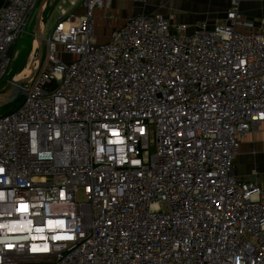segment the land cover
<instances>
[{
  "label": "built area",
  "instance_id": "obj_1",
  "mask_svg": "<svg viewBox=\"0 0 264 264\" xmlns=\"http://www.w3.org/2000/svg\"><path fill=\"white\" fill-rule=\"evenodd\" d=\"M40 2L0 7V63ZM240 2L215 26L133 17L107 44L112 0L58 10L0 115V264H264V191L234 174L264 131V22Z\"/></svg>",
  "mask_w": 264,
  "mask_h": 264
},
{
  "label": "crops",
  "instance_id": "obj_2",
  "mask_svg": "<svg viewBox=\"0 0 264 264\" xmlns=\"http://www.w3.org/2000/svg\"><path fill=\"white\" fill-rule=\"evenodd\" d=\"M8 1L0 0V7ZM112 2L114 4L112 11L119 10V6L121 13L125 16L117 19L114 24L105 19V10L96 9L94 40L97 44L110 42L114 31L120 29L128 19L133 17L161 15L169 18L174 24L193 26L196 23L205 22L215 26L222 22L232 6V0H149L146 6H139L132 0H112ZM263 5L264 0H241L243 19L259 27L264 20ZM83 13L82 8L78 9V15ZM234 174L239 181L259 183L264 191V131L261 129L253 131L241 141L239 153L234 162Z\"/></svg>",
  "mask_w": 264,
  "mask_h": 264
},
{
  "label": "rangeland",
  "instance_id": "obj_3",
  "mask_svg": "<svg viewBox=\"0 0 264 264\" xmlns=\"http://www.w3.org/2000/svg\"><path fill=\"white\" fill-rule=\"evenodd\" d=\"M76 0H47L44 9L42 12L40 24H41V30L44 31V38L48 37L51 30L54 28L55 24L57 23L58 19V10L62 7L68 6L69 9H72V2H75ZM78 4H80L81 0H77ZM41 2L37 6L36 10L32 14L30 24L28 25L25 33L23 36L15 42L12 48H10L5 56V60L0 63V69L3 67H8V75L1 80L0 79V95L6 94L8 91L11 90V87L9 86V83L14 82V78L20 75L24 70L35 60H38L40 52H39V43L36 50L34 49V44L37 43V29H36V17H37V11L40 6ZM114 6V4H113ZM264 6V5H263ZM81 8V7H79ZM113 9V7H112ZM119 10H111L109 13H106V17L109 18L106 20H110L111 22H114L122 16H125L124 13H121V9L118 6ZM102 10V9H100ZM104 11V9L102 10ZM96 13V12H95ZM262 14L264 15V11H262ZM102 19V18H101ZM264 22V20L262 21ZM43 46V64L44 59L46 57V45L45 43L42 44ZM43 64L41 65L40 69L43 68ZM40 73L37 72L38 76ZM28 75L25 77L27 78ZM21 82V81H20ZM20 82L18 84H20ZM7 107L0 108V115L5 114L7 111ZM81 197V196H80Z\"/></svg>",
  "mask_w": 264,
  "mask_h": 264
},
{
  "label": "water",
  "instance_id": "obj_4",
  "mask_svg": "<svg viewBox=\"0 0 264 264\" xmlns=\"http://www.w3.org/2000/svg\"><path fill=\"white\" fill-rule=\"evenodd\" d=\"M47 0H42V3L40 4L39 8H38V11H37V17H36V29H37V41L39 43V52H40V55H39V58H38V70L42 64V61H43V32L41 30V24H40V20H41V16H42V12H43V9H44V5L46 3ZM37 70V72H38ZM36 72V74H37ZM35 74V75H36ZM34 75V76H35ZM34 76H30V77H27L26 79H23L20 84H16L14 85L15 83H9V86L11 87V90L12 89H16V94L15 97L13 98V100L11 101H7V102H3L0 104V108L2 107H5V106H10V108L8 109L7 112H10L12 111L19 103H21L26 97H27V89L24 87L26 85H30Z\"/></svg>",
  "mask_w": 264,
  "mask_h": 264
},
{
  "label": "bare ground",
  "instance_id": "obj_5",
  "mask_svg": "<svg viewBox=\"0 0 264 264\" xmlns=\"http://www.w3.org/2000/svg\"><path fill=\"white\" fill-rule=\"evenodd\" d=\"M38 47V42L34 44V49L36 50V48ZM38 60H35L34 62H32L25 70L24 72H22L20 75H18L17 77L14 78V85L18 84L20 81H22L23 79H26V75H28L27 77L30 76H34L38 70ZM16 89H12L10 91H8L6 94H2L0 95V104L3 103L4 101H11L13 100V98L15 97L16 94Z\"/></svg>",
  "mask_w": 264,
  "mask_h": 264
}]
</instances>
